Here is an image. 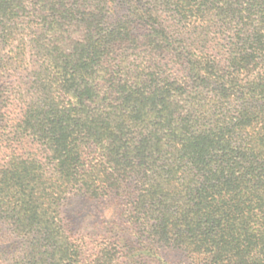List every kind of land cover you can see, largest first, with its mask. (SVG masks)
<instances>
[{"label":"trees","instance_id":"trees-1","mask_svg":"<svg viewBox=\"0 0 264 264\" xmlns=\"http://www.w3.org/2000/svg\"><path fill=\"white\" fill-rule=\"evenodd\" d=\"M71 193L124 197L128 259L65 229ZM5 237L0 264H264V0H0Z\"/></svg>","mask_w":264,"mask_h":264},{"label":"rangeland","instance_id":"rangeland-1","mask_svg":"<svg viewBox=\"0 0 264 264\" xmlns=\"http://www.w3.org/2000/svg\"><path fill=\"white\" fill-rule=\"evenodd\" d=\"M115 15L122 13L119 5L113 6ZM125 199L123 196L109 195L108 197L91 198L82 193H71L66 196L61 206V217L65 229L75 238L82 236L90 247L94 241L103 237L118 240L123 256L137 248V240L131 235L120 215ZM113 224L119 225L116 228ZM24 238L5 237L0 239V247L21 251L25 245ZM158 252L166 261L172 264H200L193 260L185 251L177 248L159 246ZM128 254V253H127ZM16 254L10 255L11 257ZM127 258L128 256H124ZM10 261L9 256L3 257ZM128 259V258H127ZM145 264H159L155 260L144 259Z\"/></svg>","mask_w":264,"mask_h":264}]
</instances>
